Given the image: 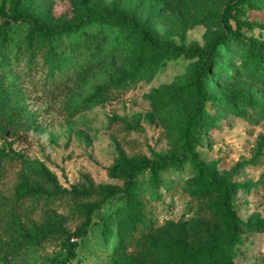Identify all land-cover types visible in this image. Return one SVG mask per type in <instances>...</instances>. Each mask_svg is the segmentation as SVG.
Masks as SVG:
<instances>
[{
    "label": "rangeland",
    "instance_id": "obj_1",
    "mask_svg": "<svg viewBox=\"0 0 264 264\" xmlns=\"http://www.w3.org/2000/svg\"><path fill=\"white\" fill-rule=\"evenodd\" d=\"M229 1L0 0L8 16L17 4L46 25L73 23L87 8L114 9L136 18L165 47L158 62L145 68L154 51L140 35L94 25L80 36L99 35L91 46L95 50L84 51L81 41H74L68 62L50 74L38 52L27 62L28 23L20 20L1 29L0 17V33L8 39L7 46L0 45V150L13 153L10 159L0 153V264H164L168 254L155 253V242L181 235L192 248L207 243L211 233L226 236L225 223L211 206L215 197L193 194L197 170L189 161L164 171L157 184L148 171L136 175L145 222L133 236L114 213L122 203L118 199L103 202L91 215L87 234L70 239L74 257L68 260L63 231L74 232L85 221L87 205L102 197L100 189L122 186L111 176L115 163L182 152V127L195 106L188 85L198 57L171 48L205 50L212 40L226 37L221 14ZM253 2L259 9L243 6L238 15L243 40L216 46L205 79V109L216 125L198 130V140L191 143L211 173L238 184L233 208L253 226L241 227L233 250L225 254L236 264H264V114L259 111L264 69L245 53L249 37L264 41L259 26L264 0ZM229 23L237 29L235 20ZM133 72L104 101L83 102L97 88ZM237 94L246 98L237 100ZM22 182L89 195L20 201L15 192Z\"/></svg>",
    "mask_w": 264,
    "mask_h": 264
},
{
    "label": "trees",
    "instance_id": "obj_2",
    "mask_svg": "<svg viewBox=\"0 0 264 264\" xmlns=\"http://www.w3.org/2000/svg\"><path fill=\"white\" fill-rule=\"evenodd\" d=\"M243 6H248L249 9L253 10L259 9L253 0H230L221 14V22L226 29L227 35L223 39L212 40L205 50H200L197 47L191 49L183 47L171 48V50L184 55L198 57V64L194 69V77L188 85L195 94V106L182 127V135L185 138L183 150L180 154L169 157L159 156L155 159L144 158L138 161L124 160L115 163L111 168V176L121 179L122 186L107 185L100 189L97 195H102V197L99 201L91 202L87 205L85 221L74 232L63 231V235L65 236L64 243L67 246L66 260L74 257L73 243H70V239L87 234L91 215L103 202L108 200L118 199L122 201L116 207L114 213L121 216L127 228L126 232L133 236L138 231L140 225H143L145 222L143 205L137 193L136 175L148 171L151 182L157 184L161 181V174L164 171L169 168L181 169L183 164L189 161L197 170L193 194L197 197H215L211 206L222 217L227 231L226 236L221 238L217 233H211L207 243L190 248L184 238L181 235H177L167 241L153 243V250L155 253L168 254V261L164 264H236L232 258L226 257L225 254L232 251L237 243L239 229L242 227L250 230L253 226L249 222L242 220L233 208L232 195L236 191L238 184L223 178H217L211 173L199 159L198 154L192 149L191 143L194 140H198L196 135L198 130L203 128L210 129L216 125V120L205 109V102L209 98L205 94L208 87L205 79L209 66L214 61L216 46L220 43H227L228 39L243 40L244 35L239 31L241 22L238 19V15L241 13L240 8ZM12 12L13 14L8 16L4 6L0 4V17L3 20L1 29H6L12 22L20 20L28 23L26 43L29 46V54L27 62L28 64L33 62L36 58L35 53L38 52L48 63L50 74L56 73L61 65L68 62L69 53L67 51H69V47H71V43H74V41H81L84 51L90 50L91 53L92 50H95L91 46L96 44V36L99 35H85V32H83L84 37L80 36L83 29L94 25L102 26L107 24L121 31L125 30L130 35H140L154 51L153 56L143 63L145 68H151L154 62L157 63L162 52L165 50V47L160 45L156 38L136 18L124 15L114 9L102 11L87 8L85 13L73 23H58L55 25L39 23L29 11L20 10L17 4L12 7ZM230 19L235 20L237 29L231 27L229 23ZM259 26L264 29V23ZM37 42L40 46H44L45 49L40 46H34ZM246 42V56L258 68L264 69V41L256 37H249ZM7 44V35L0 33V45L7 46ZM34 48H38L37 51ZM135 75L136 72L127 73L113 79L110 85L97 88L83 102L93 105L104 101L111 95L113 89H116L121 83H125L127 79ZM235 97L237 100H244L246 98L243 94H237ZM259 111L264 114V103L259 106ZM0 153L3 159L13 157L12 152L0 150ZM64 193L73 194L75 198H85L89 195V192L85 190L79 192L68 191L58 186L47 189L43 186L33 187L22 182L16 189L15 197L20 201H24L30 196L50 197L53 195L60 196Z\"/></svg>",
    "mask_w": 264,
    "mask_h": 264
}]
</instances>
